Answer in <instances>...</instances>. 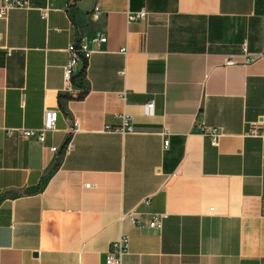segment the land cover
Wrapping results in <instances>:
<instances>
[{
  "label": "crops",
  "instance_id": "1",
  "mask_svg": "<svg viewBox=\"0 0 264 264\" xmlns=\"http://www.w3.org/2000/svg\"><path fill=\"white\" fill-rule=\"evenodd\" d=\"M28 2L0 18V264H102L122 234L121 264H264V57L241 49L264 47V0ZM95 33L106 41L64 81L68 44ZM46 108L43 143L5 134ZM121 113L135 132L104 130ZM259 119L262 136L246 134ZM131 208L160 226L119 218Z\"/></svg>",
  "mask_w": 264,
  "mask_h": 264
},
{
  "label": "built area",
  "instance_id": "2",
  "mask_svg": "<svg viewBox=\"0 0 264 264\" xmlns=\"http://www.w3.org/2000/svg\"><path fill=\"white\" fill-rule=\"evenodd\" d=\"M76 0H68L69 4L75 3ZM28 0H0V18H5L8 10L12 8H26L28 7ZM92 14L98 16L101 14V10L98 5H94L92 8ZM146 16V12L144 10H128L126 12V19L128 22H132L138 19H143ZM106 36L101 33H95L90 38H86L83 35H78L76 39L70 42L66 48L68 52V60L62 66V76L64 81H71L77 65L80 63L83 66H86L91 54L94 51L93 46L95 44L105 42ZM5 48L6 54L10 53V48H6L0 45V49ZM242 53L245 56L244 63L249 64L254 60L264 57V47L260 51L250 52L245 43L241 46ZM123 53H126V48H121L120 50ZM225 65L234 64V60L231 57H227L225 59ZM153 106L152 102L146 104L147 109H151ZM58 109H49L46 108L42 112V122L38 127H25L19 126L15 128L6 127L4 128V132L7 136H11L13 133H16L22 138L33 139L37 142L43 143L46 140L47 134L54 132L57 130V119H58ZM118 117L121 120V124L119 126H109L105 125L104 130L106 131H115L121 133H132L135 132L134 127L131 123L130 117L121 113L118 114ZM262 127L263 121L262 119L254 120L249 122L248 130L246 134L251 136H262ZM80 129L79 123L77 120H73L71 124L66 128V140L62 147L50 146V149L53 152L66 151L70 148V138L78 132ZM202 133L208 136L212 143H217L219 137L222 132L217 127L205 126L202 128ZM163 146L166 147L168 144V132L163 130L161 133ZM89 186V184H86ZM144 203H148V200H144ZM149 215L148 224L150 227L158 228L161 223V218L163 214L159 213H147L144 211H140L136 208H131L129 210H125L120 213V219H126L131 224L135 226H140L145 216ZM128 245V237L124 234L120 235L116 240L111 242L108 245L106 250L103 263L102 264H121L123 256L127 252Z\"/></svg>",
  "mask_w": 264,
  "mask_h": 264
},
{
  "label": "trees",
  "instance_id": "3",
  "mask_svg": "<svg viewBox=\"0 0 264 264\" xmlns=\"http://www.w3.org/2000/svg\"><path fill=\"white\" fill-rule=\"evenodd\" d=\"M84 69H85V66L82 67V72H81V74L84 73ZM81 74H80V75H81Z\"/></svg>",
  "mask_w": 264,
  "mask_h": 264
}]
</instances>
